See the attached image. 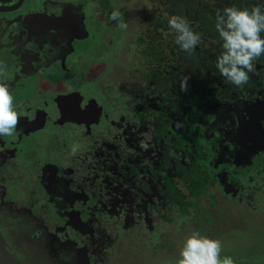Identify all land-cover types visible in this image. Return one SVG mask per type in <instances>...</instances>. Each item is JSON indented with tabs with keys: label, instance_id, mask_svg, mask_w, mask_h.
I'll use <instances>...</instances> for the list:
<instances>
[{
	"label": "flooded vegetation",
	"instance_id": "flooded-vegetation-1",
	"mask_svg": "<svg viewBox=\"0 0 264 264\" xmlns=\"http://www.w3.org/2000/svg\"><path fill=\"white\" fill-rule=\"evenodd\" d=\"M66 1L0 0V83L12 95L22 90L13 98L17 127L0 136V264H49L60 249L103 264L123 236L129 250L148 241L168 252L171 234L220 233L217 221L233 217L230 201L264 208V55L238 87L216 67L217 13L187 19L202 38L189 53L175 43L167 0H151L132 31V3L74 0L96 11L98 26L63 34ZM229 3L264 9V0ZM101 28L110 31L102 48ZM115 32L123 36L117 53ZM132 47L140 48L139 73ZM104 117L115 131L97 129ZM256 251L230 257L264 259Z\"/></svg>",
	"mask_w": 264,
	"mask_h": 264
},
{
	"label": "rangeland",
	"instance_id": "rangeland-1",
	"mask_svg": "<svg viewBox=\"0 0 264 264\" xmlns=\"http://www.w3.org/2000/svg\"><path fill=\"white\" fill-rule=\"evenodd\" d=\"M118 2H121L123 8H127L126 6L129 3H132L135 5L134 7H138L136 12L131 11V17L135 18L131 22L128 23L129 29L132 31L133 29H138V26L140 25V17L144 13V10L150 9V1L151 0H117ZM153 1V5L156 6V2ZM129 9H131L129 7ZM62 15H59L58 18H62V20H58L57 26L60 29V32L63 34H68L72 27H74L77 30H81L84 26L86 29H92L97 28L98 25H96V11L91 10L89 11L88 8L82 7L79 5L78 1L74 0H67L64 6L61 8ZM90 12V14H89ZM79 18V21L76 22L75 20ZM130 18V16H129ZM73 19V20H71ZM66 21L69 23L65 29H61V22ZM100 36L98 39L95 40V44H97L98 47H101V40H106L110 31L104 30V28H101ZM103 35V36H101ZM67 36V35H66ZM89 38V37H88ZM85 38L81 41L89 42V39ZM92 40V39H91ZM111 44L117 53V42L123 44V36L120 32H115L113 36L111 37ZM128 41L132 42L133 45L138 43L134 40V36L130 34L128 36ZM73 41L69 40L68 44H72ZM103 43V42H102ZM104 48V47H103ZM139 47H132L133 50V64L134 69L137 71V73L140 72L142 65L139 62V54H138ZM122 53V52H121ZM78 86L77 88L80 89L82 94L85 96H89V91L87 89V83L85 81H81L76 84ZM34 92L35 90L32 89ZM13 88L9 89V92H12ZM17 94L20 95L19 100L21 99L22 90L18 93H15L14 95L11 94V96L17 97ZM114 124L107 118H102L100 124L97 126V129L100 131H106L107 133L109 130L115 131V128L113 127ZM75 140V138H72ZM249 174V172H248ZM240 180L243 181V179L240 177ZM247 188V186H246ZM259 194L260 199L263 200L260 203H264V186L259 188ZM247 200L245 199L242 203H235V201L230 203L232 206L229 207V212L233 217H230V221H228L226 224L217 221V229H219L221 232L219 233H211L210 235L202 233V236L219 240L221 243V253L220 257H230L232 255H235L237 252L241 251L239 253V256H243L245 253H243V250H251L252 254L257 255L258 252L256 251V248L261 247L264 249V208L261 210H257L256 212L249 210L245 203ZM232 226L234 227V230H232ZM183 234V233H182ZM171 234L170 239L174 242L171 246V249L169 251L165 250H159L155 251L153 250V247L148 244V241H145L146 244L138 245V247H133L128 249V237H124L121 239V245L119 247V250L113 253L112 257L109 258L107 261L103 260V264H178V261L180 259V251L184 244V239L180 240L179 235L173 236ZM163 237V241L167 242L169 241L168 238ZM125 239V240H124ZM142 241V240H141ZM172 243V242H171ZM260 244V245H259ZM52 259L50 260L49 264H88L91 261H88L90 258L87 255L83 256V261L79 262L78 255L73 253H65L63 252V249H60L56 254H52ZM40 264V263H39Z\"/></svg>",
	"mask_w": 264,
	"mask_h": 264
},
{
	"label": "clouds",
	"instance_id": "clouds-1",
	"mask_svg": "<svg viewBox=\"0 0 264 264\" xmlns=\"http://www.w3.org/2000/svg\"><path fill=\"white\" fill-rule=\"evenodd\" d=\"M118 12H113L111 20H118ZM169 27L176 33L175 43L184 51L191 52L202 43L201 34L195 32L189 21L181 16H172ZM216 30L223 41V52L218 56L216 67L225 78L238 87L249 80L254 71L253 61L264 55V9L254 6L251 11L235 6L226 7L217 12ZM185 77L181 81V91L188 90ZM18 114L13 109V97L8 87L0 83V136H11L18 124ZM219 240L202 236L193 231L186 237L180 251L178 264H235L231 257L221 259Z\"/></svg>",
	"mask_w": 264,
	"mask_h": 264
},
{
	"label": "trees",
	"instance_id": "trees-1",
	"mask_svg": "<svg viewBox=\"0 0 264 264\" xmlns=\"http://www.w3.org/2000/svg\"><path fill=\"white\" fill-rule=\"evenodd\" d=\"M168 5H164L165 8L168 6L170 15L181 16L186 19L193 18L191 14L200 12L197 16V20H210L213 17V13L223 12V9L228 6L229 0H167ZM238 5V0H236ZM175 33V32H174ZM235 256L238 257L237 253ZM235 263H247V264H257L263 263L262 260L253 259H233Z\"/></svg>",
	"mask_w": 264,
	"mask_h": 264
},
{
	"label": "water",
	"instance_id": "water-1",
	"mask_svg": "<svg viewBox=\"0 0 264 264\" xmlns=\"http://www.w3.org/2000/svg\"><path fill=\"white\" fill-rule=\"evenodd\" d=\"M257 264H264V262L263 263H257Z\"/></svg>",
	"mask_w": 264,
	"mask_h": 264
}]
</instances>
